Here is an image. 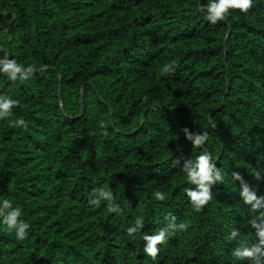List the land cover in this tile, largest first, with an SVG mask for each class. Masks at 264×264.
I'll use <instances>...</instances> for the list:
<instances>
[{
    "label": "trees",
    "instance_id": "obj_1",
    "mask_svg": "<svg viewBox=\"0 0 264 264\" xmlns=\"http://www.w3.org/2000/svg\"><path fill=\"white\" fill-rule=\"evenodd\" d=\"M206 3L0 0V203L28 224L0 223V264H264V244L234 255L264 227V0L214 24ZM204 151L223 179L196 210L183 165Z\"/></svg>",
    "mask_w": 264,
    "mask_h": 264
},
{
    "label": "clouds",
    "instance_id": "obj_2",
    "mask_svg": "<svg viewBox=\"0 0 264 264\" xmlns=\"http://www.w3.org/2000/svg\"><path fill=\"white\" fill-rule=\"evenodd\" d=\"M253 4V0H207L206 5L201 7L207 8V19L213 24L218 20L224 19L229 15L230 9H239L242 12H247ZM23 66L17 64L16 61L10 60L2 65L3 72L10 74L15 77L17 72H20ZM167 70V68H166ZM15 101L10 98H5L3 102H0V120L10 118L12 116V109ZM16 120L15 122H18ZM184 132L187 138L192 141L193 145H203L208 139L207 132H196L190 131L187 127L184 128ZM183 170L186 173L185 179L191 185H196L193 188H186L188 198L190 199L193 207L196 210H200L202 206L207 204L212 198V192L210 191L211 186L218 180H222L221 171L216 167L214 160L211 155L204 151L196 157L195 160H187L183 165ZM241 195L246 203H250L253 200H257L255 193L250 192L248 187L245 185ZM167 194L163 191H154L153 197L157 200H165ZM111 200L112 193L110 190L103 188L99 189V196L94 199V203L98 202L99 199ZM259 207V201L253 206ZM110 211H117L115 207L110 205ZM22 212L19 207H13L12 202L8 199H4L0 203V223H2L9 231L15 229L16 236L22 238L26 233L25 229L28 228V224L18 219L21 217ZM144 226V220L142 217H137L135 223L128 227L127 231L129 234L138 233ZM253 227L256 228V235L259 239V243L255 245H248L247 241L240 244L239 247L234 249V255L238 259H251L256 253L261 251L260 244H264V227L260 224L253 222ZM143 239L147 240V245L143 251L155 258L157 253L160 251L159 244L166 240V229H161L159 232L154 234L144 233Z\"/></svg>",
    "mask_w": 264,
    "mask_h": 264
}]
</instances>
